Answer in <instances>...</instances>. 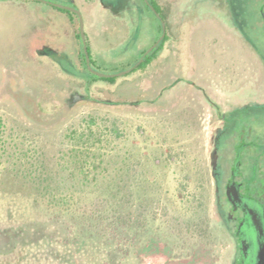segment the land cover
<instances>
[{
  "label": "rangeland",
  "instance_id": "obj_1",
  "mask_svg": "<svg viewBox=\"0 0 264 264\" xmlns=\"http://www.w3.org/2000/svg\"><path fill=\"white\" fill-rule=\"evenodd\" d=\"M71 1L83 11L94 51L114 54L142 23L136 22V0ZM157 1L168 15V39L158 57L112 84L94 82L85 92L79 80L34 46L35 38L44 39L45 15L54 8L37 0H0V137L11 156V172L0 166V264H107L109 231L82 226L71 208L63 209V225L29 226L54 213L44 202L35 208L22 187L40 172L59 186L57 194L80 200L108 195L120 181L136 192L138 183L148 180L153 212L178 215L198 234L199 242L187 254L175 249L177 239L155 229L135 236L132 244L120 239L116 245L125 255L118 264H233L232 240L215 210L208 123L213 109L206 96L264 103L263 62L242 39L243 32L251 44L264 47V28L251 19L250 0L240 1L247 20L242 32L231 18L215 21L209 0H193L189 8L191 0ZM142 8L149 25L156 26V16ZM61 46L71 56L75 41L63 40ZM90 117L94 123L88 125ZM89 127L98 134L94 164L104 175L70 173L71 163L64 160L78 143L68 135ZM201 188L205 210L182 216L180 198L194 205Z\"/></svg>",
  "mask_w": 264,
  "mask_h": 264
},
{
  "label": "trees",
  "instance_id": "obj_2",
  "mask_svg": "<svg viewBox=\"0 0 264 264\" xmlns=\"http://www.w3.org/2000/svg\"><path fill=\"white\" fill-rule=\"evenodd\" d=\"M150 1L158 8L155 0ZM138 2L152 13L149 7L146 6L144 0H138ZM62 11L67 12L71 18L73 16L76 17L70 11ZM139 14L141 15L142 12H139ZM108 25L109 29H111L112 24ZM144 25H146L147 32L144 31ZM150 27L148 22L139 25L136 24V29H134L128 40L119 43L123 48L118 49L111 55L105 54L102 49L94 51L90 39L87 38V47L92 66L104 72H117L134 64L161 33L160 20H158L156 26L151 27V29ZM75 37L78 39V49L73 54V62L61 65L56 63L61 70L67 76L79 80L84 91L87 92L94 82L105 81L111 84L114 83L117 80V76L101 77L87 69L78 26L75 29ZM145 37L146 43L142 44L141 41ZM167 39L168 36L166 35L135 69L144 68L156 59ZM34 41L35 47L41 46L43 43L39 39H35ZM111 45L113 44L109 43V46ZM137 46H140L139 52H134L133 49L134 47L137 48ZM127 58H132V62L124 63V60ZM92 123H94V119L90 117L88 125ZM97 136V132L91 127L87 128L86 131L73 130L68 135L70 141L76 139L78 142L73 143L67 150V158L64 159L66 165L67 163H71L70 166H67L70 173L80 172L84 177H88L90 174L104 175L103 167L94 164V159L98 157V153L94 148L95 141L99 139ZM5 143L6 140H1L0 137V166L5 171L8 170L7 172H11V168H8L10 163L8 159L11 156L8 154ZM48 175L46 174L44 176V172H40L33 178L22 182V187L25 190L28 189L31 193L35 208H40V205L44 202L48 206V209L54 212L46 221L37 218L29 226H33L38 230L41 226H51L60 223L63 225L65 223L63 209L65 206L68 209L71 208L73 217L82 226H96V231L101 234H105L107 230L109 231L108 242H110V245L108 246L109 250L107 251L105 260L107 264H118L120 256L125 255L124 252L122 253L123 246L121 244L117 246L116 241L124 239L125 242H128L127 244H132V239L135 236H141L144 232H151L154 229L161 231L172 239H177L175 240L177 242L174 247L180 253L187 254L199 242V238H197L198 234L194 235L190 231L187 222L182 217L171 214L167 210H164L160 214L153 212V197L147 193V188L150 185V181L148 180L147 182L142 180L138 183V190L136 192H131L126 182L120 184V181L116 188H110L113 191L110 190L108 195H99L92 199L83 198L80 200V198H65L57 194L56 191L59 190V186L57 184L54 185L53 181L50 180L51 176ZM145 183L148 184L145 186ZM203 191L201 188L200 194L193 197L195 201L194 205L190 198H180L182 203V216H185L187 213H190V216H198L201 211L205 210ZM21 229L23 230L24 227ZM88 250L87 248L84 252L88 253Z\"/></svg>",
  "mask_w": 264,
  "mask_h": 264
},
{
  "label": "flooded vegetation",
  "instance_id": "obj_3",
  "mask_svg": "<svg viewBox=\"0 0 264 264\" xmlns=\"http://www.w3.org/2000/svg\"><path fill=\"white\" fill-rule=\"evenodd\" d=\"M52 1L79 8L71 0ZM240 1L209 0L208 10L210 16L221 23H229V18H231L242 32V26L247 20L243 15L244 13L241 14ZM136 2L139 4L136 22L147 23L149 18L147 12L142 8L144 6L138 0ZM149 2L151 1L149 0ZM155 2L158 8L153 2L151 3L160 16L162 18L164 16L163 19L166 23L168 15L164 14L163 6L157 0ZM192 3L193 0L188 3L190 5L186 6L189 8ZM250 3H253L254 6L251 19L255 25L264 28V17L261 14V7L264 12V0H250ZM50 6L55 11L52 10L45 15L47 30L42 45L39 48L36 47V50L42 49L43 54L59 65L71 63L76 47H78V39L75 37L77 26L79 30L78 16L73 11L51 4ZM146 6L149 7L147 4ZM62 10L70 11L76 17L71 18L67 12ZM80 11L83 14L81 9ZM139 12H142V14L140 15ZM152 13L160 20L153 11ZM187 16L197 18L196 15L188 14ZM144 29L147 32L146 25ZM166 35L168 36L167 27ZM86 36L90 39L87 31ZM261 36L264 39V32ZM236 39L238 40L237 37ZM242 39L258 54L264 67V47L257 48L253 43L251 44L247 37L243 35V32ZM63 40L75 41L71 56L61 46ZM180 80L181 77H176V81ZM206 99L213 109L209 112L208 123L211 127L209 136L212 145L211 174L214 178L213 193L218 222L220 226H224L227 234L231 237L233 264H264V252L261 256L258 253L260 246H264V230L260 235L255 230V224L252 221V217H254L259 225L264 226V103L243 104L230 97H223L221 101L213 100L209 96H206ZM221 102L223 107L220 104Z\"/></svg>",
  "mask_w": 264,
  "mask_h": 264
},
{
  "label": "water",
  "instance_id": "obj_4",
  "mask_svg": "<svg viewBox=\"0 0 264 264\" xmlns=\"http://www.w3.org/2000/svg\"><path fill=\"white\" fill-rule=\"evenodd\" d=\"M37 1H41L44 3H49L53 6H57L59 8H64L70 11H73L74 13H76V15L78 16V21H79V33H80V37H81V41H82V49H83V53H84V58H85V63H86V67L89 71H91L93 74H96L98 76L101 77H113V76H121L124 74H127L129 72H131L134 68H136L145 58V56L161 41L164 39L165 34H166V23L164 21V19L160 16V14L158 13V11L156 10L155 6L149 2V0H145L146 4L150 7V9L159 17L160 22H161V34L159 35V37L142 53V55L138 58V60L132 64L131 66L124 68L122 70H119L117 72H104L101 70L96 69L95 67L92 66L91 62H90V56H89V51H88V47H87V36H86V31H85V27H84V17L82 12L80 11L79 8L75 7V6H71V5H67V4H62L59 2H55L52 0H37ZM261 14L264 17V12L262 11V7H261ZM252 221L254 222L255 226V230L261 235L263 233L264 230V226L259 225L255 218L252 217ZM264 252V246H260L259 248V256L262 255V253Z\"/></svg>",
  "mask_w": 264,
  "mask_h": 264
}]
</instances>
